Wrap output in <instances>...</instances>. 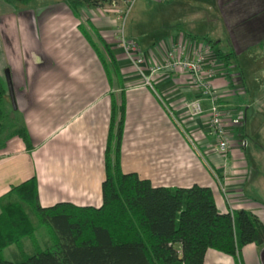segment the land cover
Masks as SVG:
<instances>
[{
    "label": "crops",
    "instance_id": "0c3cea01",
    "mask_svg": "<svg viewBox=\"0 0 264 264\" xmlns=\"http://www.w3.org/2000/svg\"><path fill=\"white\" fill-rule=\"evenodd\" d=\"M154 2L140 0L126 22V36L138 43L147 60L143 76L115 45L122 4L116 9L108 3L84 6L77 18L61 0H35L18 9L0 0L4 97L11 99L2 72L7 69L15 108L33 145L27 150L14 137L0 150V196L36 176L43 207L57 202L101 206L111 95L119 99L124 92L120 155L124 173L135 172L154 187H209L219 212L249 210L264 224V201L255 198V193L264 191V184L254 182L259 161L256 164L244 152L247 134L236 109L251 105L240 97L245 81H264V68L259 66L264 67V0ZM87 19L113 51L121 83L108 80L100 58L80 31L79 24ZM143 28L149 32L143 33ZM173 41H180L190 57L202 43L213 42L206 58L216 71L212 86L232 142L226 159L210 132L209 101L202 99V115H190L189 103L199 94L189 74L148 70L162 61L163 45ZM216 52L230 57L218 59ZM233 64L241 72L236 82L231 79ZM235 118L240 121L232 123ZM239 262L264 264V246L246 244ZM204 264L238 263L231 255L208 249Z\"/></svg>",
    "mask_w": 264,
    "mask_h": 264
},
{
    "label": "trees",
    "instance_id": "16d2710c",
    "mask_svg": "<svg viewBox=\"0 0 264 264\" xmlns=\"http://www.w3.org/2000/svg\"><path fill=\"white\" fill-rule=\"evenodd\" d=\"M2 1L18 9L35 0ZM62 1L77 18L84 6L106 4ZM79 29L108 80L121 83L120 68L105 38L88 19ZM216 56L227 61L230 54ZM4 95L0 79V150L14 137L30 150L33 145L22 116L6 111ZM111 97L101 206L57 202L43 207L36 176L12 186L0 196V264H204L208 249L231 255L240 264L246 244L264 246L259 217L245 209L219 212L209 187H154L135 172L124 173L120 166L124 92L119 99L113 93Z\"/></svg>",
    "mask_w": 264,
    "mask_h": 264
},
{
    "label": "built area",
    "instance_id": "2783aa9c",
    "mask_svg": "<svg viewBox=\"0 0 264 264\" xmlns=\"http://www.w3.org/2000/svg\"><path fill=\"white\" fill-rule=\"evenodd\" d=\"M136 1L137 0H105L111 8H115L117 4H122L124 6V9L119 12L117 18L115 28V45L125 53L127 59L136 68L138 73L144 76V69L147 65L146 57L141 51L138 43L129 39L125 32V18L131 11ZM153 1L165 2L167 0ZM209 50V43H202V46L193 52V57H190L186 51V47L180 41H173L169 44L163 45L162 61L148 67V70L150 73L174 70L189 74L191 83L199 94L197 98L189 103L188 109L190 115L193 117L202 115L204 113L201 103L202 99L209 101L210 132L217 138V149L222 153L224 159H226L229 152L230 141L223 118L224 110L220 104L219 96L212 86V80L216 75V71L213 64L206 58V54ZM147 83H150L148 79ZM239 121L240 119L235 118L232 120V123H238Z\"/></svg>",
    "mask_w": 264,
    "mask_h": 264
},
{
    "label": "rangeland",
    "instance_id": "374dc122",
    "mask_svg": "<svg viewBox=\"0 0 264 264\" xmlns=\"http://www.w3.org/2000/svg\"><path fill=\"white\" fill-rule=\"evenodd\" d=\"M47 1H51V0H47ZM139 1H137L134 4V7H133L134 11H136L138 6L141 5ZM155 2L158 3L159 1H155ZM62 3L65 6H67V4L64 1H62ZM139 11L140 9L137 12ZM130 13L131 11L125 18V25H126V22H127V19ZM144 29L149 32L148 28H143V33L147 32ZM125 32H126V28H125ZM243 58H246V57L243 56L242 59ZM238 64L240 63L238 62ZM239 66L240 65H238V67ZM259 66L264 68L263 64L261 63H259ZM230 68H235V70L231 71L230 73H231L232 81L236 82L238 79V75H240L241 72L237 68V64L236 65L233 64ZM2 72L4 76V81L7 83V69H4ZM249 80L245 81V84H246L244 87L245 90H242L243 94H241L240 97L243 100L246 99L251 105L249 106L248 109H246V105L239 106L240 108H236V109H237V113L240 115V118L242 120L241 123L244 124L246 134H247L248 145L245 148L244 152L246 156L250 158V160H252L253 162L256 163V160L259 161V165H257L254 168L256 169L254 172V175H255L254 182H260L261 184H264V81H262L263 83L258 84L259 80L255 79L253 84H249L247 83V81ZM249 82H252V79ZM236 86L237 88H240V86L238 85ZM5 101H6L5 102L6 111H12L13 113L17 115L19 111L14 107L15 105H13L11 99H5ZM228 137H229V134H228ZM229 141L230 143H229L228 153H230L232 149V142H231L230 137H229ZM262 193H264V191ZM262 193H259V192L255 193V198L261 199L264 201V197H261ZM8 255H9V249H6L5 256L8 257Z\"/></svg>",
    "mask_w": 264,
    "mask_h": 264
},
{
    "label": "water",
    "instance_id": "95a60500",
    "mask_svg": "<svg viewBox=\"0 0 264 264\" xmlns=\"http://www.w3.org/2000/svg\"><path fill=\"white\" fill-rule=\"evenodd\" d=\"M7 85H8V89H9V92H10V96H11V101L14 105V101H13V96H12V91H11V83H10V80H9V77H8V74H7ZM15 107V106H14Z\"/></svg>",
    "mask_w": 264,
    "mask_h": 264
}]
</instances>
